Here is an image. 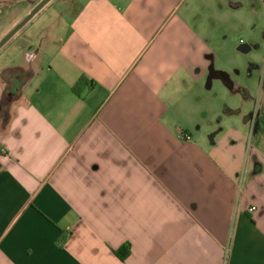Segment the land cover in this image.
<instances>
[{"label":"crops","instance_id":"0c3cea01","mask_svg":"<svg viewBox=\"0 0 264 264\" xmlns=\"http://www.w3.org/2000/svg\"><path fill=\"white\" fill-rule=\"evenodd\" d=\"M208 4L88 0L0 50V264H264V67L203 130Z\"/></svg>","mask_w":264,"mask_h":264},{"label":"rangeland","instance_id":"374dc122","mask_svg":"<svg viewBox=\"0 0 264 264\" xmlns=\"http://www.w3.org/2000/svg\"><path fill=\"white\" fill-rule=\"evenodd\" d=\"M41 1L43 0H0V41ZM87 1L52 0L40 15H37L38 17L30 20L26 29L19 33L20 36L30 32L46 16L54 20L59 17L64 26ZM231 4L240 6L235 9ZM203 18L208 22L209 47L213 56L212 68L216 72L224 73L233 87H252L256 97V90L262 77L261 69L264 67V0H209ZM241 45H248L252 50L246 54L242 53L238 51ZM1 52L0 56L2 54L6 56V51ZM5 58L0 57L1 60ZM193 98L200 106L197 120L203 126V130L208 122H218L221 116L218 109L222 108L224 111L231 109V105L240 102L241 99L244 100L241 94H232L223 80L209 81L208 78L202 80ZM207 111L209 117L205 118L204 113Z\"/></svg>","mask_w":264,"mask_h":264},{"label":"water","instance_id":"95a60500","mask_svg":"<svg viewBox=\"0 0 264 264\" xmlns=\"http://www.w3.org/2000/svg\"><path fill=\"white\" fill-rule=\"evenodd\" d=\"M52 0H43L41 1L13 30H11L1 41H0V50L5 46V44L14 37L32 18H34L48 3ZM252 48L248 45H241L238 48V51L242 53H249ZM222 77L221 80H225L226 78L224 74L220 73Z\"/></svg>","mask_w":264,"mask_h":264},{"label":"trees","instance_id":"16d2710c","mask_svg":"<svg viewBox=\"0 0 264 264\" xmlns=\"http://www.w3.org/2000/svg\"><path fill=\"white\" fill-rule=\"evenodd\" d=\"M216 77L222 79V77L220 76V73H217V74H216ZM223 82H224L226 85H228V86H231V84H232V83L229 81V79H228V80H223ZM86 83H87L86 80H84V79H80V80L75 84V86H74V88H73V91H74L77 95H80L79 91H80V89H81L83 86H86ZM2 105H3V104L0 105V109H1V106H2ZM0 111H1V110H0ZM130 253H131V247H130L129 244H126V245L120 247L118 250L114 251L115 256H116L120 261H122V262L125 261V260L129 257Z\"/></svg>","mask_w":264,"mask_h":264},{"label":"built area","instance_id":"2783aa9c","mask_svg":"<svg viewBox=\"0 0 264 264\" xmlns=\"http://www.w3.org/2000/svg\"><path fill=\"white\" fill-rule=\"evenodd\" d=\"M180 139L182 140H185V141H190L191 140V137L189 135H186V134H183V133H180ZM250 212H254L256 211V208L253 207L249 210Z\"/></svg>","mask_w":264,"mask_h":264}]
</instances>
